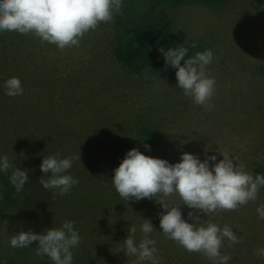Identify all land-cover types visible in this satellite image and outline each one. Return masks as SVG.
I'll list each match as a JSON object with an SVG mask.
<instances>
[{
    "label": "rangeland",
    "instance_id": "1",
    "mask_svg": "<svg viewBox=\"0 0 264 264\" xmlns=\"http://www.w3.org/2000/svg\"><path fill=\"white\" fill-rule=\"evenodd\" d=\"M116 14L113 22H101L85 34L79 47L63 51L32 34L10 32L9 42L0 40V157L8 156L13 164L10 175L17 167L29 170L30 177L22 201L0 212V264H54L46 255L35 254L38 242L13 248L10 237L21 231L45 234L70 220L76 222L82 241L100 218H112L115 224L125 220L128 225L119 223L125 228L119 236L135 226L137 245L144 238L140 226L151 220L155 229L148 238L158 241L159 264H214L202 253L186 258L190 252L176 248L179 244L163 234L160 214L165 210L155 199L121 198L112 184L114 170L135 148L170 164L181 162L183 153L201 162L215 155L217 160L210 164L218 163L226 152L254 177L264 175V0H228L219 8L184 4L168 10L179 45L203 41L205 50L214 53L207 68L216 80L211 110L184 95L176 73L149 81L118 61ZM12 77L21 80L23 95L5 94L4 84ZM145 129L152 139L143 144L140 135ZM57 152L62 158L81 155V160L66 173L79 183L53 200L52 192L39 183L45 175L40 165L44 156ZM164 202L181 205L182 219L188 223H195L188 219L193 212L201 224L211 220L221 228L230 226L241 242L229 247L225 238L221 254L231 257L228 264H264L255 255L264 247V220L257 214L264 204V188L238 210L209 215L188 208L178 195ZM116 238L114 262L151 264L127 256L122 239Z\"/></svg>",
    "mask_w": 264,
    "mask_h": 264
},
{
    "label": "clouds",
    "instance_id": "2",
    "mask_svg": "<svg viewBox=\"0 0 264 264\" xmlns=\"http://www.w3.org/2000/svg\"><path fill=\"white\" fill-rule=\"evenodd\" d=\"M123 0H0V31L32 34L40 38L41 43L56 45L61 51L69 47H79L81 40L90 30H96L101 22H113L114 15L121 11ZM195 47V45H193ZM159 51L164 56L166 65L176 72L178 88L186 97L193 99L196 105L211 110L216 80L207 74L208 66L214 60L211 49L197 52L193 58L186 59L188 49L185 46ZM184 61V66H181ZM5 94L9 97L23 95L24 89L18 77L8 79ZM150 151V146L145 145ZM218 163L215 155L206 157L201 162L192 154L183 153L181 162L170 164L166 160L152 158L132 149L114 170L112 184L121 198L126 201L144 198L155 199L163 205L165 212L160 214V228L163 234L177 242L190 253H202L214 264H228L229 255H222L224 240L229 247L241 242V237L234 234L230 226L221 228L217 223L207 220L203 224L193 212L188 213V223L182 219L179 206H169L165 198L178 195L190 209L205 215L217 210L235 211L255 201L259 190L264 188V175L253 176L238 158L228 153L221 154ZM81 160V155L61 157L57 152L44 156L41 171L45 174L39 183L45 190L52 192V198L70 193L79 181L66 174L74 161ZM234 160L238 163H234ZM13 168L8 156L0 157V171L7 172ZM27 169L15 167L10 183L16 193H21L30 177ZM258 218L264 220V204L257 208ZM144 220V219H143ZM75 221L65 220L59 228L45 230V234L34 231L23 232L10 237L13 248H26L38 242L34 249L37 256H47L54 264H72V249L81 243ZM151 220H144L140 226L144 238L137 245V228L131 226L124 241L127 256H136L137 261H151L159 264L156 241L149 234L154 231ZM255 255L264 260V247L257 248Z\"/></svg>",
    "mask_w": 264,
    "mask_h": 264
},
{
    "label": "trees",
    "instance_id": "3",
    "mask_svg": "<svg viewBox=\"0 0 264 264\" xmlns=\"http://www.w3.org/2000/svg\"><path fill=\"white\" fill-rule=\"evenodd\" d=\"M227 1L124 0L121 11L116 14L114 20V53L116 58L129 72L144 77L149 81L166 79L176 73L178 69L166 65L165 58L159 51L160 48H164L167 51L170 48L185 46L188 49L186 59L193 58L197 52L205 51L203 41L186 45L178 44L168 16V10L184 4H204L219 8ZM9 36L10 32L0 31V40H3L2 42L4 40L9 42ZM181 66H184V61H181ZM151 139V132L147 129L143 130L140 135V142L143 144L148 143ZM117 162L120 161L116 160L115 165H117ZM10 177V173L0 171V212L14 208L22 201V193H16L15 188L10 183ZM98 210L100 211V209ZM118 221L128 225L123 219H118ZM120 222L115 224L112 218H100L98 223H95V228L94 225L89 229L88 225V234L81 241L80 246L72 249V264H128L125 260L120 262H114L113 260L118 251L117 246H119V240L116 237L122 239V246L126 249L124 241L129 235L119 236L121 234L119 231L125 229L123 225H119ZM155 241V246L159 247L158 241ZM177 247L185 250L180 245ZM81 248L91 250V252L84 253ZM193 254L188 253L184 256L187 258ZM139 264L144 263L140 262ZM171 264H181V262Z\"/></svg>",
    "mask_w": 264,
    "mask_h": 264
}]
</instances>
